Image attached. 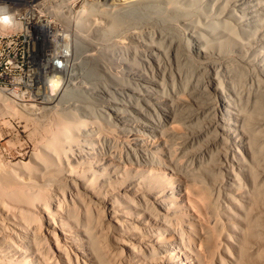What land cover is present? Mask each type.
<instances>
[{"label":"bare ground","instance_id":"bare-ground-1","mask_svg":"<svg viewBox=\"0 0 264 264\" xmlns=\"http://www.w3.org/2000/svg\"><path fill=\"white\" fill-rule=\"evenodd\" d=\"M67 1L36 7L68 40L51 73L104 82L0 177V264H264V0Z\"/></svg>","mask_w":264,"mask_h":264},{"label":"built area","instance_id":"built-area-1","mask_svg":"<svg viewBox=\"0 0 264 264\" xmlns=\"http://www.w3.org/2000/svg\"><path fill=\"white\" fill-rule=\"evenodd\" d=\"M46 0H8L15 10L21 27L0 33V89L16 95L22 102L39 103L36 95L42 92L46 77L61 70L65 59L59 57L68 40L60 35L61 25H55L46 11L36 8ZM51 2V0H49ZM53 2V0H52ZM45 27H57V36H47ZM65 49V48H64ZM61 80V79H60Z\"/></svg>","mask_w":264,"mask_h":264},{"label":"rangeland","instance_id":"rangeland-1","mask_svg":"<svg viewBox=\"0 0 264 264\" xmlns=\"http://www.w3.org/2000/svg\"><path fill=\"white\" fill-rule=\"evenodd\" d=\"M54 1H58V0H53V2ZM51 2H52V0H51ZM67 2H70V0H68ZM70 14H72V16H75L76 13H75V11L74 12L71 11ZM132 26L133 25H130L129 27H132ZM124 36H126L125 32H123L116 39L120 40L123 38V40H120V41H125L127 43L126 37H124ZM88 37H89V39L87 38L88 39L87 40L88 45L86 44L85 49L81 52V54H82L81 56H85L84 54H87V53H88V55L92 54V53L97 54V51L100 50V48H97V46L98 47H104V45H102L103 43L101 44V40H99L97 37H94V36L93 37L88 36ZM94 47H96V48H94ZM77 61H78V59L76 60V62ZM104 62H105V60H104ZM103 63H101V64L103 65ZM63 74H64V76H63ZM69 74H71L72 77L70 76V78H69L65 74V69L58 72L57 75H56V73L53 74L54 76H52V77L54 80H56L55 82H57V84H58V88H59L58 91L61 90L64 86L65 87L67 86V90L70 92V95L65 100L61 101L60 104L56 105L57 100L54 101L53 104H49L50 106L53 105L52 106L53 108L51 110L42 109L44 106H47L44 104V100H43L45 94H47V93H45V91H44L45 88H43V91L41 92V95H40L41 100H39V102L41 101L40 104H34L33 105V104L27 103L24 105L26 111H22V110L20 111L19 109H16V110H14V112L8 113L9 115L7 113L0 114V116H1L0 117V175L2 174L0 176L1 178L8 176L9 169H11L12 164L27 162V160H28V158L32 152L37 153L38 141L44 135L43 134L44 132L42 130H44L46 128L48 129V127L55 126L57 123V117L59 115L60 116L62 115V117H64L65 116V115L63 116L64 113L76 112V110H75L76 106L75 105H77L78 103L81 105H85L86 104L85 98L86 97L89 98V96L92 95L93 90L95 93H98V92H96V89H98L99 87H102V85H101L102 83L100 81L104 82L103 75H102V78L100 76L97 77V75L96 76H87L84 73H82L80 68L77 66L74 69V71L69 73ZM52 77L50 76V78H52ZM50 78H47L46 81H48V79H50ZM67 79L70 82H68ZM46 83L47 82H45L44 87H46L45 86ZM48 83H49V81H48ZM66 83H68V84H66ZM64 105H65V107H64ZM56 107H57V109H56ZM53 109H55L54 110L55 112L52 111ZM62 110H64V111H62ZM41 112H43V113H41ZM47 122H50V123H47ZM51 122H53L54 124ZM184 124L186 125V126L184 125V128H183L185 130L186 128H189L188 127L189 124H191L190 126H193L194 124H199V122L193 121V123L192 122H189V123L186 122ZM48 130H45V132L47 133ZM177 144L178 143L176 141L170 142V145H172L171 147L176 145L175 147H173V150H175V152L178 153L177 154L178 157L177 156L176 157L178 158V160L180 159L183 163H184V161H185V163H188L190 161V158H189L190 156L188 154V151H186V149L188 150V147H186L187 144L185 145V142L182 143L181 145L182 146L185 145L184 147H181V145H179V144L177 145ZM188 146H190V144H188ZM178 147H179V150H178ZM180 147H181V149H180ZM175 148H177V149H175ZM180 150H182V152ZM183 151H184V153H183ZM186 158H188V159H186ZM5 170H6V173L4 172Z\"/></svg>","mask_w":264,"mask_h":264},{"label":"clouds","instance_id":"clouds-1","mask_svg":"<svg viewBox=\"0 0 264 264\" xmlns=\"http://www.w3.org/2000/svg\"><path fill=\"white\" fill-rule=\"evenodd\" d=\"M18 10L8 3V0H0V33L15 31L21 27L17 19Z\"/></svg>","mask_w":264,"mask_h":264}]
</instances>
